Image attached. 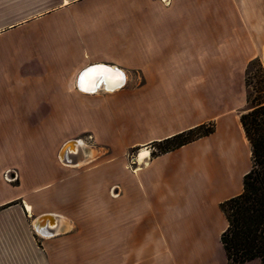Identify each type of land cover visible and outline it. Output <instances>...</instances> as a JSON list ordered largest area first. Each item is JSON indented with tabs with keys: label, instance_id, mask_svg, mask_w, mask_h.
I'll list each match as a JSON object with an SVG mask.
<instances>
[{
	"label": "crops",
	"instance_id": "1",
	"mask_svg": "<svg viewBox=\"0 0 264 264\" xmlns=\"http://www.w3.org/2000/svg\"><path fill=\"white\" fill-rule=\"evenodd\" d=\"M256 58L264 69V0H0V264H228L220 204L250 168ZM93 66L124 85L80 91ZM71 140L82 165L60 158ZM135 147L149 156L130 172L119 157Z\"/></svg>",
	"mask_w": 264,
	"mask_h": 264
},
{
	"label": "trees",
	"instance_id": "2",
	"mask_svg": "<svg viewBox=\"0 0 264 264\" xmlns=\"http://www.w3.org/2000/svg\"><path fill=\"white\" fill-rule=\"evenodd\" d=\"M257 67L258 86L250 92L251 68ZM246 105L240 123L250 145V168L243 177L242 192L220 204L227 226L221 242L228 264L258 260L264 264V69L256 58L245 69ZM214 132V124H204L176 134L161 142L151 157L178 149Z\"/></svg>",
	"mask_w": 264,
	"mask_h": 264
},
{
	"label": "bare ground",
	"instance_id": "3",
	"mask_svg": "<svg viewBox=\"0 0 264 264\" xmlns=\"http://www.w3.org/2000/svg\"><path fill=\"white\" fill-rule=\"evenodd\" d=\"M103 69L109 70L107 73H105V77L103 78L105 81L104 86H100V87L97 86L94 89H92L93 81H96V83L99 82L100 80L99 76ZM120 74H122L123 79L118 78ZM125 81H126V78L122 71L120 70L115 71V69L108 68L105 66H95L94 68H91L86 74L81 76L80 83L78 84V88L82 92H85V93H94L99 90H104V88L107 89L104 91L111 92V91L119 90L124 85ZM85 89H92V90H85ZM82 146H83V143L78 140L77 141L74 140V141H71L65 144L62 150V154H60V158L62 162L66 163L68 161L72 165L77 164V163L82 165L86 160H81L79 162L70 161V155L77 153ZM147 154L148 152L146 148H142L140 152L138 153L136 161L140 166L146 161V156H149ZM41 221L44 222L45 224L48 223L50 226H57L59 223V221L55 220L51 216L43 217Z\"/></svg>",
	"mask_w": 264,
	"mask_h": 264
},
{
	"label": "rangeland",
	"instance_id": "4",
	"mask_svg": "<svg viewBox=\"0 0 264 264\" xmlns=\"http://www.w3.org/2000/svg\"><path fill=\"white\" fill-rule=\"evenodd\" d=\"M257 75H258L257 74V67L256 66H253L251 68V72H250V76H249L250 92L252 93V95H255V93H254V91L252 89V86L255 88V86H258L259 85V83H258V76ZM247 108H248V106L246 105L245 108H244V110L247 109ZM71 141H74V140H71ZM71 141H69V142H71ZM141 149L142 148H140V147H135V148L129 149L127 152H125L123 155H121L119 157V162H120V164H122V167L123 166L126 167L127 171H130V172H136V171H138L137 168L140 165L137 163V161H136V163L138 164V166L135 164V157L138 155V153L140 152ZM153 150L157 152V146L156 145L154 146ZM93 157H94V155L91 156L89 154V156H87V159L91 160V159H93ZM111 196L112 197H115V193L112 192V195ZM120 209H122V208H120ZM257 262H259V261L257 260ZM251 264H256V263H251Z\"/></svg>",
	"mask_w": 264,
	"mask_h": 264
},
{
	"label": "built area",
	"instance_id": "5",
	"mask_svg": "<svg viewBox=\"0 0 264 264\" xmlns=\"http://www.w3.org/2000/svg\"><path fill=\"white\" fill-rule=\"evenodd\" d=\"M3 180L8 184H14L18 181V174L14 170H7L2 174Z\"/></svg>",
	"mask_w": 264,
	"mask_h": 264
},
{
	"label": "water",
	"instance_id": "6",
	"mask_svg": "<svg viewBox=\"0 0 264 264\" xmlns=\"http://www.w3.org/2000/svg\"><path fill=\"white\" fill-rule=\"evenodd\" d=\"M94 67H95V66L90 67V68H87L86 70H84V72L81 73V75L79 76L78 81H77V87H78V84L80 83V78H81V76L84 75V74H86L91 68H94ZM115 71H116V69H115ZM104 83H105L104 79H100L99 82L97 83V85H98V87H100V86H104ZM78 89H79V88H78ZM79 90H80V89H79ZM104 90H107V89L104 88ZM80 91H81V90H80Z\"/></svg>",
	"mask_w": 264,
	"mask_h": 264
},
{
	"label": "snow or ice",
	"instance_id": "7",
	"mask_svg": "<svg viewBox=\"0 0 264 264\" xmlns=\"http://www.w3.org/2000/svg\"><path fill=\"white\" fill-rule=\"evenodd\" d=\"M108 71H109L108 69H103V70L101 71V73H100L99 79H103V78L105 77V73H107ZM118 78H119V79H123L122 74H120ZM97 86H98V85H97L96 81H93V83H92V89H94V88L97 87ZM92 89H85V90H92Z\"/></svg>",
	"mask_w": 264,
	"mask_h": 264
}]
</instances>
